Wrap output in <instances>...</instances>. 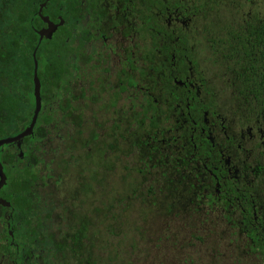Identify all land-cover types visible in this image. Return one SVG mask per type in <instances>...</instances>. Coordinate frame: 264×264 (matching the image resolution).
I'll return each instance as SVG.
<instances>
[{"label": "rangeland", "instance_id": "1", "mask_svg": "<svg viewBox=\"0 0 264 264\" xmlns=\"http://www.w3.org/2000/svg\"><path fill=\"white\" fill-rule=\"evenodd\" d=\"M180 1L197 12L187 31L196 69L206 84L203 88L215 98L217 112L228 121L240 116L248 120L244 128L233 125V131L261 127L255 115H248L249 105L233 85L231 72L238 65L224 59L216 43L247 15L264 20V0ZM18 2L9 0L10 13ZM8 28L3 25L0 34ZM66 28L70 39L58 50L68 70L61 96L70 102V110L63 111L64 103L53 94L44 105L35 132L40 142L31 149L47 175L45 187L38 188L39 197L28 201L29 209L17 207L13 215L20 244L26 241L24 231L32 235V264H75L72 259L60 261L47 242L49 237L57 240L66 235L69 221L83 223L89 264H261L262 256L250 254L245 239L231 233L216 212L192 207L180 170H172L182 166L175 164L179 144L175 149L165 147L164 154L143 147L155 130L158 138H167L171 125L156 119L151 126V115L142 109L147 95L161 96L156 78L144 76L140 62L134 73L126 68L119 36L103 45L102 40L78 43L72 22ZM54 44H42L39 54L51 57L53 52L48 51H54ZM128 44L121 47H131ZM144 45L141 56L147 54L148 44ZM14 63L20 64V57ZM19 75L20 80L7 90L0 88V95L4 92L18 100L16 113L8 115V133L22 131L33 112L30 78ZM25 145L20 146L22 152ZM20 148L11 145L4 150L11 155V164L4 167L11 175L10 191L12 184L28 181L24 170L28 159L18 158ZM15 193L16 201L22 198ZM9 213L5 210V215Z\"/></svg>", "mask_w": 264, "mask_h": 264}, {"label": "flooded vegetation", "instance_id": "2", "mask_svg": "<svg viewBox=\"0 0 264 264\" xmlns=\"http://www.w3.org/2000/svg\"><path fill=\"white\" fill-rule=\"evenodd\" d=\"M48 1L40 0L36 10L37 28L33 31L40 45L54 39L65 26L62 17L56 15L58 8L48 11ZM43 3L40 16L47 17L57 28L50 40L43 38L39 42L38 32L47 28L38 14ZM73 5L75 41L102 40L103 45L119 36L126 68L134 73L135 64L140 62L145 66L142 74L156 78L155 84L161 87V96L151 99L147 95V106L142 109L151 115V126L152 115L171 125L167 138L161 140L155 130L143 141V147L163 153L165 147L172 145L175 149L179 144L176 155L182 161L176 160L175 164L183 162L184 166L172 170H180L192 207L216 212L231 233L248 240L264 264V122L257 118L261 127L235 132L233 125L244 128L242 125L248 120L240 116L228 121L217 112L215 98L203 88L205 81L193 60L187 28L195 16L190 15L188 8H160L158 2L151 6L144 0H73ZM144 20L150 21L149 30L145 29ZM128 43L131 47H121ZM144 44H148L147 54L141 56L138 53L140 48L145 51ZM246 111L249 116L255 115ZM40 172L43 171L38 170L40 177L47 176ZM248 230L256 236L255 241L246 236Z\"/></svg>", "mask_w": 264, "mask_h": 264}, {"label": "trees", "instance_id": "3", "mask_svg": "<svg viewBox=\"0 0 264 264\" xmlns=\"http://www.w3.org/2000/svg\"><path fill=\"white\" fill-rule=\"evenodd\" d=\"M39 2L40 0H19L18 4H13V10L10 13L8 8L9 0H0V28L3 25L9 26L7 33L0 34V88L2 90H7L8 86H12L14 81L20 80L19 72L24 73V76H28L27 79L30 78L31 81L35 60L38 65L37 77L41 84L40 97L42 99L41 110L38 114L32 134L22 139L19 143L12 144L17 148H20L21 144L24 142L26 144L25 152H22L21 148L19 149L18 158L20 160L28 159L27 167L24 168L28 175V181L17 185L12 184L11 188L14 192L10 191L9 181L11 175L4 168L7 182L0 191V197L10 203V207L8 209L0 207V240L5 242V244L2 243V246H0V264H32L35 258L34 252L32 251L33 246L31 248L29 247L33 244L32 235L27 231H24L26 241L25 243L23 242L20 244V241L16 237L17 232L13 223V215L17 207L21 208L20 206H25L29 209L30 205L28 201L39 197L35 192H37L41 185L45 186L44 179L46 176L42 175L40 177L38 175V170H40L39 164L37 163L36 157L31 149V145L36 146L40 142V139L36 138L35 132L39 129V117H41L44 105L48 103L50 95L53 94L55 99L60 100V103H64V107L61 108L63 111L70 110V102L61 96L63 88L67 84L66 77L68 70L62 64V57H60L58 48L59 45L66 44L70 39L69 34H67L66 25L72 22L73 0H49L46 4L47 8H58L56 15L61 16L65 22V26L61 29L60 33L51 41L45 42L46 44H54V42L58 44H54V51L53 49L48 51V54L53 52V55L47 58L46 54H39L42 44L40 45L37 43L33 31L34 28H37L36 10ZM144 2L150 3L151 6L158 2L160 8H165L171 5H174V8H187V5L180 0H144ZM144 6L145 8H148L146 4H144ZM200 7L204 6L200 5ZM189 13L192 17L197 15V12L194 10L191 12L189 11ZM46 14L48 13L46 12ZM143 25L146 26L145 29L148 27L147 30L151 28L150 21L147 23L146 20H144ZM217 41L216 44L221 47L220 51L223 53V58L233 60L234 64L238 65V69L231 72V77L234 81L233 85H237L239 96H241L244 102L249 105V108H247L248 111L254 112L256 117L261 118L264 122V20H257L256 18L247 15L246 19L242 21L241 24L231 28L228 32L222 35V37H219ZM214 44L215 43H213V46ZM33 53H35L34 58L32 56ZM17 57H20L21 60V63L18 65L15 63L13 64V61L15 62ZM224 62L228 61L225 60ZM29 86L31 87V91H33L32 81ZM29 98L34 110V98L32 92L30 93ZM17 105L18 100L15 97L7 95L4 92L1 93L0 139L16 136L28 127L32 116L29 123L22 131H16L14 133L6 132V128L9 125L8 115L16 113ZM47 121H50V119ZM152 121H155L154 117ZM153 124L154 123H152V125ZM10 147L11 145H7L6 147L3 146L0 148V163L3 167L11 164V155L4 154V150L9 149ZM147 150L152 151V149ZM176 160L182 161V157L180 156ZM181 165V167L184 166L183 162ZM15 192L20 193L22 198L17 199L16 201L13 198L16 194ZM19 202L22 205H19ZM63 204L64 205L60 204L59 206L64 207L66 205L65 203ZM21 209L23 210V208ZM5 210H9L10 213L8 216L5 215ZM29 212L30 210H28L26 214ZM67 229V234L63 235L61 238H57V240L52 237L47 238L51 250L55 252L56 256L61 258L59 259L60 261L72 259L76 261L75 264H89L84 255L86 236L83 223L78 222L75 224L72 223V221H69L67 223ZM250 231L251 230H248L246 232V236L248 239L255 241L256 236ZM9 232L12 233V237L9 236ZM245 241L248 243L247 246L250 254H255V249L252 248L248 240Z\"/></svg>", "mask_w": 264, "mask_h": 264}, {"label": "water", "instance_id": "4", "mask_svg": "<svg viewBox=\"0 0 264 264\" xmlns=\"http://www.w3.org/2000/svg\"><path fill=\"white\" fill-rule=\"evenodd\" d=\"M46 1H48V0H46ZM44 6H45V3H43L39 6V10H38L39 16H40L41 10ZM40 17H41L42 22L47 25V28L38 32L39 42L43 38L46 40H50L51 36L55 32L57 26L54 25L53 23H51L47 17H42V16H40ZM61 24H62V22L60 21L59 25H61ZM32 56L34 58L35 54L33 53ZM32 85H33L32 94H33V98H34V110H33V115H32V118H31V121H30L28 127L26 129H24L22 132H20L19 134H17L16 136L0 139V148L3 146L19 143L22 139L30 136L33 132L38 114L41 110V97H40L41 86H40L39 79L37 77V62L35 60H34V67H33ZM0 167H2V171H0V191H1L2 188L6 185L7 178H6V175L4 173L3 166L1 163H0ZM0 207L9 208L10 203H8L2 197H0ZM9 236L12 237L11 232H9Z\"/></svg>", "mask_w": 264, "mask_h": 264}, {"label": "snow or ice", "instance_id": "5", "mask_svg": "<svg viewBox=\"0 0 264 264\" xmlns=\"http://www.w3.org/2000/svg\"><path fill=\"white\" fill-rule=\"evenodd\" d=\"M0 171H2V167H0Z\"/></svg>", "mask_w": 264, "mask_h": 264}]
</instances>
